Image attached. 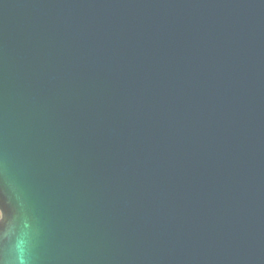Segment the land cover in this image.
I'll return each mask as SVG.
<instances>
[{
	"label": "water",
	"instance_id": "obj_1",
	"mask_svg": "<svg viewBox=\"0 0 264 264\" xmlns=\"http://www.w3.org/2000/svg\"><path fill=\"white\" fill-rule=\"evenodd\" d=\"M0 264H264V0H0Z\"/></svg>",
	"mask_w": 264,
	"mask_h": 264
},
{
	"label": "flooded vegetation",
	"instance_id": "obj_2",
	"mask_svg": "<svg viewBox=\"0 0 264 264\" xmlns=\"http://www.w3.org/2000/svg\"><path fill=\"white\" fill-rule=\"evenodd\" d=\"M0 217H1V210H0Z\"/></svg>",
	"mask_w": 264,
	"mask_h": 264
}]
</instances>
